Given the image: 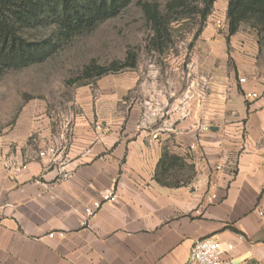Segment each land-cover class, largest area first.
I'll return each mask as SVG.
<instances>
[{"label":"crops","instance_id":"crops-1","mask_svg":"<svg viewBox=\"0 0 264 264\" xmlns=\"http://www.w3.org/2000/svg\"><path fill=\"white\" fill-rule=\"evenodd\" d=\"M214 33L127 107L124 85H88L69 118L0 142V264H187L203 238L264 264V61ZM163 152L179 187L155 181ZM104 191L118 201L82 225Z\"/></svg>","mask_w":264,"mask_h":264},{"label":"rangeland","instance_id":"rangeland-1","mask_svg":"<svg viewBox=\"0 0 264 264\" xmlns=\"http://www.w3.org/2000/svg\"><path fill=\"white\" fill-rule=\"evenodd\" d=\"M170 0H131L116 17L104 22L88 34L60 41L55 53L43 63L0 76V142L28 130L29 122L39 117L56 122L76 112V97L88 85L122 84L125 87L126 107L138 95L139 84L160 82L167 68L181 65L187 54L200 51L199 40L207 24L215 28V36L227 39L226 6L228 0H216L203 22L199 14L170 23V42L162 52L153 49L152 30L140 9L141 2L156 3L159 11L170 18L165 5ZM202 5L198 0L190 8ZM188 11L181 10L183 15ZM180 14V15H181ZM51 28L31 32L35 40L52 39ZM249 42V50L264 61V26L252 21L241 24L233 35ZM231 48H227L229 52ZM136 56L135 67L125 68L91 80L83 76L86 67L95 64L107 67L123 63L126 54ZM185 54L184 60L182 56ZM228 67H234L232 59ZM189 174V172H187Z\"/></svg>","mask_w":264,"mask_h":264},{"label":"trees","instance_id":"trees-1","mask_svg":"<svg viewBox=\"0 0 264 264\" xmlns=\"http://www.w3.org/2000/svg\"><path fill=\"white\" fill-rule=\"evenodd\" d=\"M131 0H0V76L43 63L52 56L60 41L88 34L104 22L116 17ZM198 0H170L163 15L156 3L141 2L143 17L152 30L153 49L162 52L170 42V23L199 14L204 22L216 0H199L202 8H190ZM181 10L188 11L183 15ZM181 14V15H180ZM227 39L235 35L241 24L256 22L264 26V0H228L226 8ZM51 28L52 39L35 40L31 32ZM136 56L128 52L123 63L107 67L92 64L83 71L86 79L135 67ZM180 160L163 152L157 163L155 181L165 187H179ZM177 170L175 171V169Z\"/></svg>","mask_w":264,"mask_h":264},{"label":"built area","instance_id":"built-area-1","mask_svg":"<svg viewBox=\"0 0 264 264\" xmlns=\"http://www.w3.org/2000/svg\"><path fill=\"white\" fill-rule=\"evenodd\" d=\"M240 84L245 82V79H239ZM246 98H256L255 94H245ZM41 153L40 156H43ZM25 167L15 168V172L19 173L24 170ZM216 171L220 170V167H215ZM99 198L90 201L83 208L82 225L88 226L90 221L96 216V214L106 204H115L118 201V196L115 192L104 191L99 192ZM214 198V197H212ZM52 237V234L49 235ZM233 250L231 244H226L213 240L211 238H203L196 240L188 254L187 264H234L231 259H228L226 255Z\"/></svg>","mask_w":264,"mask_h":264}]
</instances>
